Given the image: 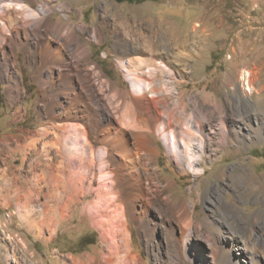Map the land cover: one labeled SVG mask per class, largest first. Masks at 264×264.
I'll list each match as a JSON object with an SVG mask.
<instances>
[{
	"label": "rangeland",
	"instance_id": "1",
	"mask_svg": "<svg viewBox=\"0 0 264 264\" xmlns=\"http://www.w3.org/2000/svg\"><path fill=\"white\" fill-rule=\"evenodd\" d=\"M48 1L55 10L45 16L52 22L69 20L77 30L79 26L85 27L83 32L79 30L77 41L91 52L90 60L101 68L106 78L127 91L130 81L117 57L123 60L132 57L124 53L133 48L128 41L134 40L139 51H148L145 47L169 51L168 68L157 70L156 74L158 81H169L167 86L174 97L157 105L164 118L162 110L175 103V95L183 91L186 111L183 114L178 107L176 112L197 114L194 106H199L206 145L199 151L203 171L195 174L186 166H178L161 133L152 131L158 155L151 166L157 167L156 180L162 195L170 194L176 201L184 197L189 207L195 203L198 220L204 205L225 198L244 212L261 214L260 221L264 224V190L251 192L244 200L237 199L231 192L229 175L234 173L232 166L240 162L245 173L264 182V0ZM43 2L38 0L32 6ZM60 38L69 49L76 45L75 40ZM37 40L38 36L34 41ZM39 49L32 51L40 63ZM24 51L22 47L17 50L23 89L20 100L7 92V83H13L10 76L2 74L4 68L0 63V264H62L61 259L66 264H105L110 247L95 224V214L86 207L94 199L93 194L87 193L82 203L72 202L63 215L55 214L44 228L47 238L29 230L17 213L16 199L4 196L6 187L12 188L15 183L26 191L38 180L39 186L46 189L50 176L44 174L41 165L36 168L31 162L41 160L37 151L44 149H49L50 157L55 158L53 154L58 146L51 141L60 134L56 124L61 122L53 120L48 111V101L52 98L41 101L39 70L25 62ZM80 58L86 64L84 57ZM9 66L10 75L13 68ZM242 69L249 70L251 84L243 90L239 84ZM105 89L120 113L121 100L112 96L111 87ZM192 123L195 124L194 120ZM219 168H226L229 173L224 181L219 178ZM169 180L176 183L166 186ZM46 199V195L37 192L34 204L39 207ZM155 212V209L151 211L157 218ZM129 229L132 251L143 264H174L168 255V238L160 224L151 233L129 215ZM203 257L209 259L207 255ZM186 262L178 264H192Z\"/></svg>",
	"mask_w": 264,
	"mask_h": 264
},
{
	"label": "bare ground",
	"instance_id": "2",
	"mask_svg": "<svg viewBox=\"0 0 264 264\" xmlns=\"http://www.w3.org/2000/svg\"><path fill=\"white\" fill-rule=\"evenodd\" d=\"M36 1L0 0V63L2 74L10 76L13 83H7V92L16 100L23 96L17 68V50L22 47L25 62L39 70L41 101L52 98L48 111L53 120L61 122L56 124L59 138L51 141L58 146L55 158L50 157L49 149H44L37 151L41 160L31 162V166L41 165L44 174L50 176L46 189L35 180L26 191L16 183L3 191L4 196L16 199L17 213L24 225L35 235L47 238L44 228L55 214L63 215L72 202L82 203L81 199L91 193L94 199L86 207L95 214V224L110 247L107 254L104 252L105 264H143L131 248L129 215L151 233L159 224L163 227L168 255L174 264L184 260L192 264H264L261 214L244 212L235 203L219 198L202 207L198 220L195 203L189 207L184 197L176 201L170 194L162 195L156 180L157 167L151 166L158 155L152 131L161 133L176 164L195 174L203 171L199 151L206 145L199 106H194L197 114L176 112L178 107L182 113L186 111L183 91L177 92L175 103L162 110L164 118L157 105L174 97L167 86L169 81H158L156 74L157 70L168 68L169 51L148 47V51H139L134 40L128 41L133 48L124 53L132 57H117L130 81L127 91L107 79L90 60L91 52L77 41L79 30L83 32L85 27L77 30L69 20L50 21L45 15L55 10L53 5L45 0L44 4L32 6ZM37 36L39 40L34 41ZM60 37L75 40L76 45L69 49ZM32 49L41 51L40 63ZM81 56L86 64L81 63ZM9 65L13 68L10 75ZM244 77L249 88V70H244ZM105 86L111 87L112 96L121 100L120 113L107 97ZM232 169L234 173L229 174L226 168H219V178L224 181L230 175L231 192L237 199L244 200L251 192L264 190L263 180L245 173L240 162ZM174 183L169 180L166 186ZM37 192L47 197L39 207L34 204ZM202 200L205 204L206 195H202ZM153 209L157 218L152 216ZM204 255L209 257L207 261ZM61 260L66 264L65 259Z\"/></svg>",
	"mask_w": 264,
	"mask_h": 264
},
{
	"label": "built area",
	"instance_id": "3",
	"mask_svg": "<svg viewBox=\"0 0 264 264\" xmlns=\"http://www.w3.org/2000/svg\"><path fill=\"white\" fill-rule=\"evenodd\" d=\"M246 80L247 79L244 77V69H242L239 77V84L242 90L246 87Z\"/></svg>",
	"mask_w": 264,
	"mask_h": 264
}]
</instances>
